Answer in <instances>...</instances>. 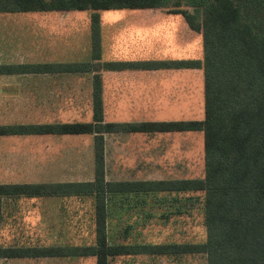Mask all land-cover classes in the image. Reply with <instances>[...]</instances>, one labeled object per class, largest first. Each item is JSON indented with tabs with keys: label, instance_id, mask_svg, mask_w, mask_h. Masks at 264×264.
Listing matches in <instances>:
<instances>
[{
	"label": "trees",
	"instance_id": "1",
	"mask_svg": "<svg viewBox=\"0 0 264 264\" xmlns=\"http://www.w3.org/2000/svg\"><path fill=\"white\" fill-rule=\"evenodd\" d=\"M173 1V2H172ZM190 6L191 10L182 5ZM167 7L182 14L202 34L201 59L102 61L100 20L92 18V61L45 65V69L125 68L202 69L205 117L202 120L110 123L104 120L102 82L94 76L92 122L0 125V136L92 134L95 173L92 181L0 184V198L92 197L94 241L91 244L11 245L0 259L94 257L113 264L117 257L204 255L206 264H264V0H0V13L100 11ZM23 69V66H11ZM201 132L204 174L192 178L107 181L106 132ZM134 201L140 211L126 220L121 241H111V206ZM116 207V206H115ZM118 208V207H117ZM191 218L204 227L178 240L152 243L143 229L157 221L168 225ZM127 224V226H125ZM126 232V234H125Z\"/></svg>",
	"mask_w": 264,
	"mask_h": 264
},
{
	"label": "crops",
	"instance_id": "2",
	"mask_svg": "<svg viewBox=\"0 0 264 264\" xmlns=\"http://www.w3.org/2000/svg\"><path fill=\"white\" fill-rule=\"evenodd\" d=\"M116 9L122 10V13L111 20L103 19L102 12L115 9L0 13V125L92 122L96 74L100 75L102 82L105 122L189 121L186 110L191 112L193 108L194 74L202 78L201 69L125 68L80 71L43 68L50 64L92 61V18L95 14L100 20L102 61L192 59L193 29L182 14L170 13L167 7ZM18 65L23 66V69L11 68ZM195 134L201 132H106V180L165 179H113L109 178L108 171H158L161 170L162 158L166 164H170L168 168L172 169L185 163L187 158L191 159ZM15 140H23L26 145L22 149L24 156L29 157L28 160L24 159L25 164L34 162L38 168L45 170L51 164H59L62 160L59 157L77 156L69 163L72 167H80V157L88 152L91 168L93 156L95 173L94 135L28 134L0 136V174L1 170H10L11 157L18 150L14 147ZM82 141L86 142L87 151L81 149ZM52 157L56 159L50 160ZM7 183L15 182H1L0 178V184ZM21 198L32 199L34 202L69 198L92 200L90 196L3 197L0 198V205L5 207L1 211L0 206V214ZM140 207L130 200L118 209L120 212L125 210V215L121 212L123 219H130L138 214ZM118 209L111 206L112 212H118ZM94 229L93 224V233Z\"/></svg>",
	"mask_w": 264,
	"mask_h": 264
},
{
	"label": "rangeland",
	"instance_id": "3",
	"mask_svg": "<svg viewBox=\"0 0 264 264\" xmlns=\"http://www.w3.org/2000/svg\"><path fill=\"white\" fill-rule=\"evenodd\" d=\"M173 2V1H172ZM184 8L191 10V4L182 5ZM92 11V10H91ZM122 10L103 11V19L111 20L118 17ZM193 47L192 59H201L204 56L203 38L200 32L192 30ZM201 77L194 74L193 80V108L192 111L186 110L188 120H202L205 117V99L203 96L204 75L203 70L200 71ZM178 118V117H177ZM192 118V119H191ZM204 137L203 133L193 136V147L191 159L179 166L168 165L162 158L160 162L161 170L143 171V172H116L108 171L109 178L125 179V178H192L203 176L204 174ZM14 147L16 153L11 157L12 164L10 170H1V182L15 183H38L45 180H90L94 178L93 156L92 168L89 165L88 152L84 155L81 153L80 167H72L69 161L74 160L77 156L59 157V164H51L45 170H41L34 162L25 164L23 148L26 145L23 140H15ZM83 144V151H87L86 142ZM162 147L164 142H161ZM188 155V153H187ZM189 157V156H187ZM39 159L41 157H32ZM56 157L50 158V160ZM65 160V163L63 162ZM186 165V166H185ZM168 169V170H167ZM17 204V206H15ZM123 202L119 201L115 206L122 207ZM1 206V211L5 206ZM114 206V209H118ZM65 211V212H62ZM125 211V210H124ZM123 211V212H124ZM122 212V211H121ZM112 212V220L110 221V239L111 241H121L123 234L122 214ZM122 212V213H123ZM125 215V213H123ZM118 217V218H115ZM93 205L92 200L69 198L64 200L43 199L36 200L21 198L17 200L8 210H4L0 214V247L19 245H52V244H91L94 241L93 233ZM184 222L178 224V221L168 225H162L154 221L143 229V237L146 241L152 243L167 242L178 240L179 237L191 236L194 231L199 236L204 235V227H196L191 218H184ZM127 226V224L125 225ZM126 234V232H125ZM0 264H97L94 257H75V258H50V259H0ZM113 264H206L204 255H192L183 257H149L147 255L138 256H122L117 257Z\"/></svg>",
	"mask_w": 264,
	"mask_h": 264
}]
</instances>
